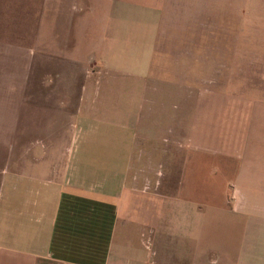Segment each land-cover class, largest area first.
<instances>
[{"label":"crops","instance_id":"obj_1","mask_svg":"<svg viewBox=\"0 0 264 264\" xmlns=\"http://www.w3.org/2000/svg\"><path fill=\"white\" fill-rule=\"evenodd\" d=\"M128 3L43 0V75L56 76L54 86L43 87L66 93L67 102L56 106L75 108L68 119L80 147H0V156H6L0 157V264H264V97L250 101L242 122L235 116L220 120L235 129L240 124V131L234 138L226 132L231 152L210 153L220 158L225 180L219 202L211 201L218 187L208 183L201 115L204 107L206 120L215 100L200 104L197 143L191 124L181 119L170 131L152 130L155 146L145 154L156 160L147 162L131 159L134 127L103 121L100 129L101 121L80 113L95 98L89 95L98 90L94 83L111 81L92 83L89 77L80 88L81 64L102 69L103 76L136 75L139 85L149 53L159 50L153 40L165 23L161 10L134 3L131 12ZM0 5L15 10V0ZM89 13L98 15L95 22ZM152 57L155 73H162L160 60ZM183 79L181 90L190 91ZM220 84L216 103L225 106L228 89ZM80 90L91 92L81 97ZM52 126L43 138H58V122Z\"/></svg>","mask_w":264,"mask_h":264},{"label":"rangeland","instance_id":"obj_2","mask_svg":"<svg viewBox=\"0 0 264 264\" xmlns=\"http://www.w3.org/2000/svg\"><path fill=\"white\" fill-rule=\"evenodd\" d=\"M23 2L28 3V9H23L26 8ZM128 2L131 12L135 10L134 3L161 10L156 9L159 19L165 23L153 40L159 42L156 46L159 50L149 53L144 71L139 75V85L136 75L107 72L103 76L102 69L99 72L94 65L81 64L77 77L80 88L89 77L92 83L101 78L111 81L108 84L94 83L99 85L98 90L89 91V95L95 94V98L88 101L87 107L81 106L80 113L95 117L89 118L91 121H101L100 129L103 121L110 125L121 122L134 127L131 159L140 158L139 161L147 162L156 160L155 156L145 154L155 146L156 137L152 130L156 133L170 131L181 119V123L191 124L197 143L201 130L200 104L203 102L205 105L206 100L211 104L215 100L206 120L205 108L202 107V138L209 152L206 160L208 183L212 188L218 187L216 195L210 194L211 201H222L225 188L221 183L225 180L221 179L219 172L220 158L210 153L222 148L231 152L234 147L231 138L240 131V124L235 129L231 123L220 120H230L235 116L242 122L250 101L264 97L260 92L264 87V0ZM0 6L3 7L0 10V147H7L10 143L13 146L65 147L68 151L73 146L80 147L79 142L76 145L78 130L75 124L70 126L68 119L70 111L75 108L56 106L60 101L63 104L67 102L66 93L50 91L46 85L43 87V83L50 82L54 86L56 80L54 74L43 75L47 70L43 63V0H15V10H4V6ZM53 12H47L48 20L54 17ZM97 17L92 13L89 18L95 22ZM7 28L10 33H7ZM93 30L89 28V33L92 34ZM246 39L249 42L244 41ZM152 54L160 60V66L164 68L162 73H155L154 68L158 67L151 64ZM53 62L49 58L48 63L52 65ZM90 70L93 73L89 74ZM159 77L165 81L157 80ZM122 78H128V81L122 84ZM182 79L190 86V91L181 90ZM218 83L225 84L228 89L224 91V94H229L225 106L221 102L219 105L216 103L221 94V90L216 88L222 87ZM124 84L128 86L126 92ZM206 90L208 93L213 90V93L205 94ZM87 92L80 90L79 93L81 97H87ZM56 121L58 138H43L42 135L53 131L52 124ZM111 128L107 126L108 130ZM189 152L194 154L192 150ZM50 157L55 159L59 156Z\"/></svg>","mask_w":264,"mask_h":264}]
</instances>
